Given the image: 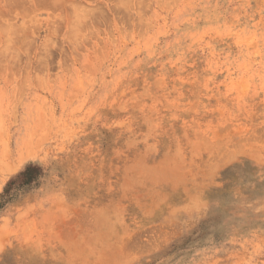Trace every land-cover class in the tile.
Listing matches in <instances>:
<instances>
[{
	"label": "rangeland",
	"instance_id": "obj_1",
	"mask_svg": "<svg viewBox=\"0 0 264 264\" xmlns=\"http://www.w3.org/2000/svg\"><path fill=\"white\" fill-rule=\"evenodd\" d=\"M48 1L0 0V264H264V0Z\"/></svg>",
	"mask_w": 264,
	"mask_h": 264
},
{
	"label": "bare ground",
	"instance_id": "obj_2",
	"mask_svg": "<svg viewBox=\"0 0 264 264\" xmlns=\"http://www.w3.org/2000/svg\"><path fill=\"white\" fill-rule=\"evenodd\" d=\"M46 1H47V0H46ZM49 1H50V0H49ZM49 1H48V2H49ZM51 1H52L53 4H54V6H53L52 3H49L50 5H52V7H55V5H56L55 3H59L58 0H55V1H57V2H54V0H51ZM42 2H44V1H42ZM48 2H46V3H48ZM63 2H64V1H63ZM60 3H61V0H60ZM47 5H48V4H46V6H47ZM50 5H49V7H50ZM57 5H59V4H57ZM73 6H74V7H73V11H74L75 5H73ZM79 7L81 8L80 5H79ZM57 8H58V7H57ZM57 8H56V9H57ZM63 8H64V7H63ZM76 8H78V7H76ZM76 8H75V9H76ZM52 9H53V8H52ZM58 9H59V8H58ZM53 10H55V9H53ZM60 10H61V8H60ZM77 11H78V10H77ZM78 12H81V10L78 11ZM84 12H85V11H84ZM84 12H82V14H83ZM88 12H90V11H88ZM88 12H85V13L87 14ZM76 14H77V13H76ZM78 14H80V13H78ZM89 14H90V13H89ZM93 14H94V13H93ZM91 15H92V14H91ZM91 15H90V16H91ZM76 16H78V15H76ZM88 16H89V15H88ZM92 16H93V15H92ZM92 16H91V17H92ZM76 18H77V17H76ZM78 18H79V17H78ZM78 18H77V19H78ZM81 18H82V17H81ZM93 18H95V14H94V16L92 17V19H93ZM98 18H99V17H98ZM79 19H80V18H79ZM83 19H84V18H83ZM96 19H97V17H96ZM97 20H99V19H97ZM79 21H81V20H79ZM79 21H78V22H79ZM76 22H77V21H76ZM79 23H81V22H79ZM76 24H77V23H76ZM76 26H77V25H76ZM1 164H2V163H1ZM2 166H3V165H2ZM4 166H5V165H4Z\"/></svg>",
	"mask_w": 264,
	"mask_h": 264
}]
</instances>
